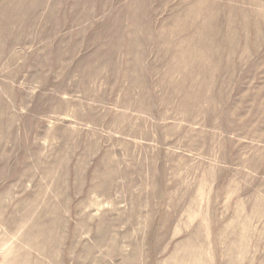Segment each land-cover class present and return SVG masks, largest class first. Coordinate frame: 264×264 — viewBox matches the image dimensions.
Instances as JSON below:
<instances>
[{
  "label": "rangeland",
  "instance_id": "rangeland-1",
  "mask_svg": "<svg viewBox=\"0 0 264 264\" xmlns=\"http://www.w3.org/2000/svg\"><path fill=\"white\" fill-rule=\"evenodd\" d=\"M0 264H264V0H0Z\"/></svg>",
  "mask_w": 264,
  "mask_h": 264
}]
</instances>
